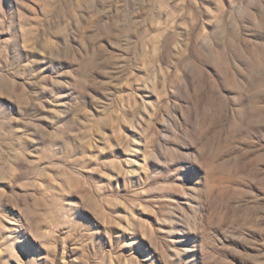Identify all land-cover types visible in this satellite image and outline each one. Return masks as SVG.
<instances>
[{
	"label": "rangeland",
	"instance_id": "obj_1",
	"mask_svg": "<svg viewBox=\"0 0 264 264\" xmlns=\"http://www.w3.org/2000/svg\"><path fill=\"white\" fill-rule=\"evenodd\" d=\"M0 264H264V0H0Z\"/></svg>",
	"mask_w": 264,
	"mask_h": 264
}]
</instances>
